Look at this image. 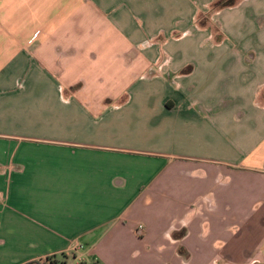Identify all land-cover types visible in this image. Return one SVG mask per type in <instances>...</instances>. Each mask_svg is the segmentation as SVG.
Wrapping results in <instances>:
<instances>
[{
    "label": "crops",
    "instance_id": "0c3cea01",
    "mask_svg": "<svg viewBox=\"0 0 264 264\" xmlns=\"http://www.w3.org/2000/svg\"><path fill=\"white\" fill-rule=\"evenodd\" d=\"M217 1L0 0V264H264V0Z\"/></svg>",
    "mask_w": 264,
    "mask_h": 264
},
{
    "label": "built area",
    "instance_id": "2783aa9c",
    "mask_svg": "<svg viewBox=\"0 0 264 264\" xmlns=\"http://www.w3.org/2000/svg\"><path fill=\"white\" fill-rule=\"evenodd\" d=\"M143 229H144L143 226L140 225V226L138 227L137 231H143ZM84 248H85L84 245H83L80 241L76 240V241H74L73 244L71 245L69 251H70L72 254L75 255V254H77V253L83 251ZM42 263H43V264H53V260H52L51 258H49V257H46V258H44V259L42 260ZM80 264H87V263H85L84 260L81 258V259H80Z\"/></svg>",
    "mask_w": 264,
    "mask_h": 264
},
{
    "label": "trees",
    "instance_id": "16d2710c",
    "mask_svg": "<svg viewBox=\"0 0 264 264\" xmlns=\"http://www.w3.org/2000/svg\"><path fill=\"white\" fill-rule=\"evenodd\" d=\"M237 0H218L216 3L217 8L223 9L233 7L236 5Z\"/></svg>",
    "mask_w": 264,
    "mask_h": 264
}]
</instances>
